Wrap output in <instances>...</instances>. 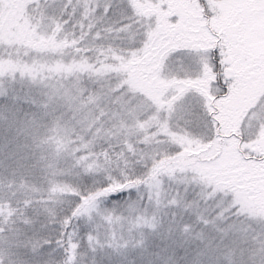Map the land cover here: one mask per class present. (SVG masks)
<instances>
[{
	"label": "snow or ice",
	"instance_id": "1",
	"mask_svg": "<svg viewBox=\"0 0 264 264\" xmlns=\"http://www.w3.org/2000/svg\"><path fill=\"white\" fill-rule=\"evenodd\" d=\"M201 3L208 41L137 0H22L17 45L0 0V81L39 88L0 120V264H264V211L192 152L234 104L264 129V0Z\"/></svg>",
	"mask_w": 264,
	"mask_h": 264
},
{
	"label": "rangeland",
	"instance_id": "2",
	"mask_svg": "<svg viewBox=\"0 0 264 264\" xmlns=\"http://www.w3.org/2000/svg\"><path fill=\"white\" fill-rule=\"evenodd\" d=\"M21 2L22 0H9L13 6L8 9V14L14 18L8 33L17 45L28 35L25 31L28 23L25 16L26 9L17 7ZM137 2L145 16H155L162 31L170 30L172 24L170 17L178 15L180 17L178 34L190 40H211V33L205 25L210 24V29H216L220 20V17L216 16L205 18L203 4H200L198 0H155V2L137 0ZM210 2L223 9L226 0H210ZM170 34H172L171 31ZM38 94L37 85L21 81H0V118L3 119L13 110L26 112L27 108L14 100L23 102L26 95ZM244 115L245 111L239 104L232 105L227 110L224 125L226 131L223 135L214 141L194 147L192 152L194 157H199L196 163L206 175L230 189H235L241 199L253 210L264 211V129L257 131L249 138L247 129L242 131L240 127ZM4 129L5 127L2 128L0 138H3L5 142L12 133L7 130V135H4ZM246 155H248L247 158ZM260 155L262 162L258 160ZM187 218L186 216L185 219ZM196 230L199 231L198 226ZM96 259L100 261V264H110L106 255H97Z\"/></svg>",
	"mask_w": 264,
	"mask_h": 264
},
{
	"label": "trees",
	"instance_id": "3",
	"mask_svg": "<svg viewBox=\"0 0 264 264\" xmlns=\"http://www.w3.org/2000/svg\"><path fill=\"white\" fill-rule=\"evenodd\" d=\"M198 2L201 4V0H198ZM209 29H210V24L207 26ZM163 32V34L164 35H171L170 34V30H168V29H166V30H164V31H162ZM212 37V36H211ZM213 39V38H212ZM30 98H31V95H26L24 98H23V102H22V100H20V101H18V100H14V101H16V102H19V103H21V104H23V106H25L26 108H27V110L26 111H28V110H31V106H30V104H29V100H30ZM12 102V101H11ZM9 104V103H8ZM5 105H7V104H5ZM0 120H2V118H0ZM2 128H4V127H0V133H1V131H2ZM0 135H2V134H0ZM238 139H239V141H240V137H238ZM4 143V140H3V138H0V144H3ZM9 147V146H8ZM11 147H13V146H11ZM11 147H9V148H11ZM248 157V155H246V158ZM254 157H252V159H253ZM260 158V159H259ZM259 158H258V160H260L261 161V155L259 156ZM262 162V161H261Z\"/></svg>",
	"mask_w": 264,
	"mask_h": 264
},
{
	"label": "clouds",
	"instance_id": "4",
	"mask_svg": "<svg viewBox=\"0 0 264 264\" xmlns=\"http://www.w3.org/2000/svg\"><path fill=\"white\" fill-rule=\"evenodd\" d=\"M3 134H4V135H7V129H6V128L4 129Z\"/></svg>",
	"mask_w": 264,
	"mask_h": 264
}]
</instances>
